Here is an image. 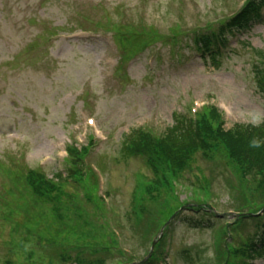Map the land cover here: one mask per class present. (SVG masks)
Listing matches in <instances>:
<instances>
[{
  "label": "rangeland",
  "instance_id": "obj_1",
  "mask_svg": "<svg viewBox=\"0 0 264 264\" xmlns=\"http://www.w3.org/2000/svg\"><path fill=\"white\" fill-rule=\"evenodd\" d=\"M237 1L0 0V167L21 162L19 152L25 154L30 169H34L42 158H48L50 165L56 160L55 152L63 148L69 137L84 141L86 127L81 115L90 113L97 119L103 133L110 136V142L100 147L99 164L101 167L103 163L108 165L104 171V190L112 193L109 198L114 207V219L128 209L134 187L133 175H147L137 161L125 165L116 161L114 150L124 134L143 126L164 131L171 125L172 117L186 115L193 101L199 106L202 103L216 105L223 114L224 121L221 119V122L224 129H231L236 124H259L264 121V100L254 75L256 65L263 61L258 56V52L264 48L263 24L255 25L248 34L237 36L243 43L232 46L222 58L216 59L218 65L212 61L201 63L191 50L193 45L184 37L175 38L171 40L172 43L156 42L164 34L171 36L176 25L189 29L213 19L214 13H227ZM118 13L128 17L120 39L138 45L132 51H144L139 60L127 64V78L114 74L118 56L110 50L108 35L92 37L84 34L80 37L91 39L75 42L65 40L61 34L54 43L46 42L47 35L58 29L60 33H69L74 29L99 30L109 27ZM233 43L231 41L230 45ZM160 44L164 45L160 59H156L154 69L150 71L146 68L145 57ZM147 46L153 49L145 53ZM107 58L111 59V64L105 62ZM84 94L87 95L81 99ZM204 117L206 110L199 116V127L204 126ZM213 151L219 154L216 145ZM200 158L197 155L192 164L189 172L191 178L188 177L191 181L179 177L178 183L189 191V184L193 182L197 183L195 187H200L197 179L199 173L211 180V189L215 194L200 191L197 196L194 195L211 200V207L223 216V223L218 224L217 231L218 241L222 242V236L227 233L223 229L224 223L232 222L235 218L228 215L231 206L228 203L237 189L231 188L226 193L227 182L223 177L227 172L221 162H206ZM230 168L238 181L243 183L242 190L246 185L250 186L244 174L235 172L234 164L231 163ZM8 188H11L10 184L5 192ZM254 189L251 186L249 192ZM161 195L157 207L160 204L166 208L170 204H177V200L186 199L185 196L177 198L164 192ZM5 196L2 197L3 203L9 206L13 204V196ZM246 201L250 202L248 199ZM63 207L59 211L61 218L69 219L70 216L78 219L81 216L74 205L66 203ZM247 207L250 214L257 212L255 206L250 204ZM1 209L3 216V207ZM190 212L189 217H199ZM6 218H1V221H6ZM211 219L214 220L213 217ZM85 220L88 221L89 217ZM115 221L126 237L125 244L139 260L142 259L149 246L134 230L130 233L126 225H118L116 218ZM167 221L168 230L171 231L163 252L166 253L167 248L169 252L163 254L164 260L161 262L183 264L181 251L186 247L197 252L203 264H210L213 253L210 249L206 253L203 250L214 241L211 232L186 228L178 224L176 218ZM67 222L72 229L76 227L72 220ZM155 222L156 216L153 215L150 223ZM241 227L242 224L228 239L230 250L224 251L223 260L232 264L236 261L234 253L242 252L244 264H251L252 256L258 258L256 264H263L261 256L247 254L243 245L255 241V235L251 237L255 228L252 223ZM15 230L14 224L8 229L1 222L0 264L4 255L5 260L13 264H60L41 255L38 248L41 241L30 239L24 242L22 233L17 240ZM59 232V228L53 227L49 234L55 238ZM71 236L74 244L82 243V236ZM125 244L122 243L127 248ZM218 251L223 253L221 247ZM70 257L69 260H75L73 256ZM77 260L83 258L77 257Z\"/></svg>",
  "mask_w": 264,
  "mask_h": 264
},
{
  "label": "trees",
  "instance_id": "obj_2",
  "mask_svg": "<svg viewBox=\"0 0 264 264\" xmlns=\"http://www.w3.org/2000/svg\"><path fill=\"white\" fill-rule=\"evenodd\" d=\"M219 117L214 110L210 112V116L205 119L202 133L205 135L213 134L212 139L217 142V146L222 151L224 157H229L231 163L234 164L236 172L241 175L244 174L249 181L250 186H245L244 190H240L235 197L234 207H231L234 211L249 212L250 204L255 206L257 210L264 207V123L257 126H243L236 125L231 131H225L219 123ZM216 129V130H213ZM197 149L195 147V141L191 135L189 127L183 125L182 122H176L167 130V137L162 140L156 147L148 143L147 138L140 132H134L129 135H125L120 145L116 149L117 162L122 165L128 164L130 161L137 160L142 163L148 170L150 178H139L136 180L132 191L137 187H142L144 196L141 201V216L135 217L134 215V201L133 192L130 195V203L128 209L121 215H116L115 218L119 221L118 225H126L130 233L133 230L138 235H142L146 232L148 224L151 220V216H156V220L160 221L163 217H167L181 205L176 203L170 204L168 207L163 208L162 206L157 207L161 193L172 195L169 187L160 189L156 181V175L165 174L171 175L169 172H174L178 177L184 178L187 182L191 180L189 172L191 171L192 164L196 157ZM79 156L75 151L70 152V157L76 158L77 162L74 165L76 173H83V166L80 164ZM104 169H108V165L104 164ZM31 170L28 167H24L21 162L8 163L4 166V173L8 179V183L11 188L8 189L7 195L13 196V204L5 207L4 214L9 216L10 214L17 215L21 218V221L26 224H38L42 223L46 228H52L58 226L59 228L70 227L67 221H73L76 225L74 230L78 233H82V228H90L96 226L89 213V220L84 221V213L79 209L78 199L75 192L67 186L61 179L60 175L53 169V178L55 182L51 185L41 181V178L30 177ZM139 173L135 174L138 175ZM139 176V175H138ZM191 178V177H190ZM91 174L87 177L86 184L91 185ZM198 183L200 187H196L197 190L215 194L212 191L211 180H207L203 177V174L199 173ZM223 179L226 181L225 177ZM165 179L163 178V181ZM166 181V180H165ZM94 184V181H93ZM197 183L193 182L189 186L195 187ZM150 185L149 187H147ZM229 189V184H227ZM255 187L254 191L249 192L250 188ZM3 197H6L3 195ZM248 199L250 202L246 201ZM66 203L74 205L77 211L81 214L82 218L75 219L69 216V219L61 218L60 210H63V206ZM161 204H164L161 203ZM249 204V205H248ZM166 205V204H165ZM82 219V221L80 220ZM180 224L188 228L193 229H205L208 227V223L204 220L193 219L183 214L180 218ZM259 220L251 217L245 218L242 222V227H245L248 223H252L253 228L258 224ZM94 224V225H93ZM34 225V226H35ZM67 230V228L65 229ZM71 230H73L71 228ZM69 234L65 231V234ZM104 237V235L102 234ZM39 238L43 241L40 245L43 256L48 258L50 261L67 262L71 257L68 253L63 252L59 243L56 240H51L49 235H41ZM87 238V237H86ZM223 238L222 251L223 253L217 254V262L219 264H230L228 261L223 260L222 254L228 248L227 242ZM246 247L247 254L254 244H243ZM98 253L99 258H93L92 253ZM259 250L264 260V242L259 246ZM66 251V250H65ZM67 252V251H66ZM101 254H103L101 256ZM77 255H82L84 260L79 262L77 258L71 260L69 263H85L95 264L96 260H106L111 258V253L108 249H102L97 251V247L91 250H79ZM236 261L232 264H243V253H234ZM100 256L102 258H100ZM181 260L189 264L193 256H189L188 253L184 252L181 254ZM99 264V262L97 263Z\"/></svg>",
  "mask_w": 264,
  "mask_h": 264
}]
</instances>
